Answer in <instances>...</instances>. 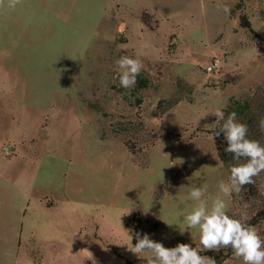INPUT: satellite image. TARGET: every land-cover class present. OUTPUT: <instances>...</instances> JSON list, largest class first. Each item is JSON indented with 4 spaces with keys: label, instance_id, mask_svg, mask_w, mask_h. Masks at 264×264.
Wrapping results in <instances>:
<instances>
[{
    "label": "rangeland",
    "instance_id": "obj_1",
    "mask_svg": "<svg viewBox=\"0 0 264 264\" xmlns=\"http://www.w3.org/2000/svg\"><path fill=\"white\" fill-rule=\"evenodd\" d=\"M123 56L141 60L147 88L120 86ZM238 106L264 145V0L0 8V264H146L128 250L137 232L209 256L182 220L192 187L215 196L245 162L220 160L223 121L211 127ZM253 179L257 194L233 192L227 214L264 239V172Z\"/></svg>",
    "mask_w": 264,
    "mask_h": 264
},
{
    "label": "clouds",
    "instance_id": "obj_2",
    "mask_svg": "<svg viewBox=\"0 0 264 264\" xmlns=\"http://www.w3.org/2000/svg\"><path fill=\"white\" fill-rule=\"evenodd\" d=\"M21 3L22 0H0V8L15 10ZM217 10L230 13L228 6L219 3ZM115 64L119 72L120 86L125 89L134 87L136 78L143 69L141 60L123 56ZM212 115L216 117L212 128L215 129V125L223 121L215 136L223 133L227 143L224 151L232 154L237 162H245L230 166L228 182L221 180L218 183L215 196H208L206 183L192 187L188 193V199L192 201L191 211L183 216L182 222L185 230L198 232L199 244L203 249H231L233 255L241 259L243 264H264V239H261L255 226L242 223L241 219L227 214L228 203L225 199L233 192L239 194L245 185L255 184L253 178L264 172V145L258 140L248 138V126L238 121L235 112L225 118L224 112L217 108ZM258 127L264 133V118L259 120ZM129 240L128 250L139 258L141 254H145L143 259L146 264H217L215 258L201 255L196 247L189 244L166 248L162 243L151 239L149 234L141 232L135 233L134 245L132 235Z\"/></svg>",
    "mask_w": 264,
    "mask_h": 264
},
{
    "label": "trees",
    "instance_id": "obj_3",
    "mask_svg": "<svg viewBox=\"0 0 264 264\" xmlns=\"http://www.w3.org/2000/svg\"><path fill=\"white\" fill-rule=\"evenodd\" d=\"M137 82H136V85H137V88L138 89H144V88H147L148 87V84L149 82L142 76V74L140 73L138 76H137ZM232 112H235L236 115H239V114H244V110L242 109V107L240 108L239 106L234 108V109H231L230 111H227L226 114H230ZM219 131V130H218ZM248 138L250 139V137L248 136ZM216 148H217V151H218V155H219V158L220 160L225 164V163H228V162H232V161H235L232 157V154L230 153H226L224 151L225 147H227V143L224 139V136H223V133H221L218 137H216ZM251 189V192L253 194H257V189L255 187V184H250V185H245L243 190L244 189ZM255 224V220H253L251 222L250 225H254ZM223 253V252H222ZM210 257H213L215 259H218V256H216V252H208L207 253ZM228 255H222L221 256V260L222 259H225ZM220 259V257H219ZM217 264H220V262H218Z\"/></svg>",
    "mask_w": 264,
    "mask_h": 264
},
{
    "label": "built area",
    "instance_id": "obj_4",
    "mask_svg": "<svg viewBox=\"0 0 264 264\" xmlns=\"http://www.w3.org/2000/svg\"><path fill=\"white\" fill-rule=\"evenodd\" d=\"M219 62L218 60H215L214 63H212L207 69L209 71H212L213 69H215L218 66Z\"/></svg>",
    "mask_w": 264,
    "mask_h": 264
}]
</instances>
